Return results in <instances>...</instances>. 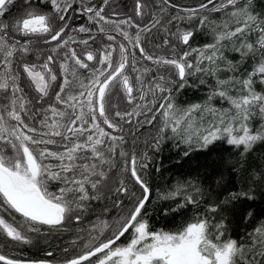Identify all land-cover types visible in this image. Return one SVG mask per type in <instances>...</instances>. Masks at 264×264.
<instances>
[{"label":"snow or ice","instance_id":"1","mask_svg":"<svg viewBox=\"0 0 264 264\" xmlns=\"http://www.w3.org/2000/svg\"><path fill=\"white\" fill-rule=\"evenodd\" d=\"M76 2L47 0L51 10L45 11L37 6V0H23L22 14L13 22L6 23L0 19V93L7 99L6 104L0 105V213H7L12 221H15L16 214L22 218L18 226L0 214V234L12 241L28 243V237L22 230L25 226L32 232H39L42 225L60 229L67 219L73 217L79 222L81 215L76 213H83L89 201L101 198L102 189L107 187L108 173L114 167L113 157L120 148L119 156L124 161V172L130 173L135 184L142 190V195L137 197L135 193L130 194L132 207L126 209V214L115 221V231L111 236L101 239L105 231L113 227L108 221L93 225L91 231L96 235L90 233L88 241L82 242L83 250L80 254L66 259L64 264H264V225L254 229L253 245L248 257H244L243 245H238L235 240L222 241V232L213 236L204 219L188 223L175 232L151 230L148 220L143 218L150 189L139 172V169H146L148 165L138 160L135 153L129 155L123 150L122 135H113L106 130L120 128L107 114L113 89L119 88L127 101L134 104L130 112L115 111L114 116L119 121L130 124L134 116L144 114V123L152 124L156 115L149 105H154L159 99L162 102L155 108V112L163 119L160 131L170 128L190 147L194 141L200 147H207L213 141L226 137L229 145L243 146L247 151L257 141L264 140V131L253 132L248 127L254 115L259 114L264 118V93L255 91L253 87V78L256 76L264 83V19L254 15L249 6L236 8L237 0H221L213 10L220 11L232 6L234 10L229 13L232 26L225 22L222 27L216 28L214 44L205 45L203 49L193 48L181 55L175 53L173 46L172 57H153L141 46V34L150 32L160 24L154 14L149 25L142 29L138 24L135 25L138 31L133 37L124 30L125 25H134L131 17L115 19L105 16L104 8L108 6L109 0H103L99 7L88 6L84 0H79L80 6L74 8ZM213 2L208 0V4H201L199 9H185L186 18L192 19ZM15 3L16 0H0V17H4ZM163 3L167 5L168 0H163ZM145 7L142 0H136L135 15L142 17ZM73 14L86 15L89 21L98 26L100 34H106V26H111L133 49H139L143 59L152 61L158 68H170L179 77L181 88L187 83L188 76L195 73L215 75L220 70L219 63L225 59L220 51L221 41L244 37L255 31L259 33L256 43L261 50V60L244 79H217L216 87L205 104L197 103L179 109L172 102L171 88L168 87L174 81L159 75L145 86L142 77L150 69L138 70L134 51H130L124 43L118 45V61L114 60L116 48L112 44H105L98 52L87 47L79 55L70 46L76 41L66 31ZM115 16L116 13H113ZM56 20L61 22L58 28L54 26ZM206 21L207 17H201V25ZM74 31L89 33L88 39L79 41L82 45L87 46L89 40L95 39L91 35L92 30L83 25ZM17 35L23 38V42L15 38ZM172 35L180 43L188 45L193 32L178 29ZM33 38L42 40L45 45H54L50 49L52 54H48L39 64L27 63L22 59L32 51ZM106 38L108 41L115 40L111 34H107ZM164 44H169L167 38ZM62 49L64 52L59 65V78L62 82L58 85L59 90L55 91V102L52 103L48 102L51 99L50 89L58 80V75L51 65L55 63L54 54ZM241 49L255 51L252 43L244 41L235 50ZM193 52L197 53L195 62L189 59ZM92 61L99 67L90 66L88 62ZM205 62L208 67L203 66ZM14 63L19 64L36 92V107H32L33 101L24 94L20 86V72L14 68ZM130 64L132 71L140 73L135 81L126 74ZM228 66L234 67L230 61ZM80 70H87L90 75L81 79ZM201 83L204 81L201 80ZM236 85L239 87L232 94L229 86ZM134 93L139 94L140 101H145L149 94L153 99L143 104L136 103ZM216 96L226 100L230 107L217 109L212 106L210 102ZM206 116L210 117L207 122ZM36 117H40L39 128L26 122ZM56 138L63 144L62 151L48 148V145L58 143ZM159 143L158 139L155 146L158 147ZM184 154L188 155V152ZM143 159H147L146 154ZM53 184L56 185L55 191L50 190ZM181 190L182 186L178 185L176 191L165 198L179 195ZM115 192L129 196V189L123 180L119 181ZM233 199H236L235 195ZM186 201L195 202L191 195L186 197ZM122 205L123 201L118 200L115 206L122 208ZM130 230L131 239L126 244H118L121 237ZM0 264L52 262L11 259L0 254Z\"/></svg>","mask_w":264,"mask_h":264},{"label":"trees","instance_id":"2","mask_svg":"<svg viewBox=\"0 0 264 264\" xmlns=\"http://www.w3.org/2000/svg\"><path fill=\"white\" fill-rule=\"evenodd\" d=\"M142 2L146 5L145 14L142 17L135 15L136 0H109L108 6L104 8V14L115 19L131 17L134 25L132 27L125 25L124 30L133 37L138 31L135 25L138 24L141 29L145 25H149L154 14L155 18L160 20V24L152 28L150 32L141 34V46L145 52L153 57H172L173 46H175L177 55L193 48L203 49L205 45L216 42V28L222 27L225 22H228L230 27L232 26L229 20V13L234 10L232 6L220 11L213 10L221 3V0H214L212 5H208L207 8L199 11L192 19L186 18L187 13L184 10L199 9L201 4L207 5L208 0H168L167 5L163 3V0H142ZM22 3L23 0H16L15 5L0 19L6 23L13 22L22 14ZM84 3L88 6L99 7L103 4V0H84ZM37 6L45 11L51 10L47 0H37ZM79 6L80 3L77 0L74 8ZM244 6H249L254 15L264 19V0H237L236 8ZM113 13H116L115 17H113ZM179 17H185V19ZM201 17H207L204 25L200 23ZM68 23L70 27L66 31L76 41L70 46L75 48L79 55H82V50L87 47L98 52L105 44H112L116 48L113 53L114 60L118 61V45L124 43L130 51L135 53L136 68L138 70L150 69L142 77L145 86L152 81L153 77L159 75L174 81L168 87L171 88L172 102L179 109L197 103L205 104L216 87L217 79H228L229 77L244 79L261 60V50L256 43L259 39V33L255 31L244 37H234L228 41H221L220 51L225 59L219 63L220 70L215 75L195 73L188 76L187 83L181 88L179 77L170 68H158L152 61L143 59L139 49H133L132 45L111 26H106V34H100L97 30L98 26L89 21L87 16L83 14H73ZM82 25L90 28L92 30L91 35L95 37L94 41L89 40L87 46L80 44L79 41L88 39L89 33L74 31ZM54 26L58 28L61 26V22L54 21ZM178 29L193 32L188 45L180 43L172 35ZM107 34L115 36V40L108 41ZM15 38L23 42L22 37L17 35ZM166 38L169 40L167 45L164 44ZM241 41L252 43L255 51L247 52L246 49L236 51L235 49L241 47ZM53 46L45 45L42 40L37 41L33 38L32 51L22 59L27 63H42L48 54H52L50 49ZM63 52L62 49L54 54L55 63L51 67L57 73L58 80L50 89L51 99L48 102H55V91L59 90L58 85L62 82L59 78V65L62 62ZM196 56L197 53L193 52L189 59L195 62ZM229 61L234 66L233 68H229ZM88 63L90 66L96 65L95 61ZM96 66L99 67V65ZM203 66L208 67L207 62ZM14 68L20 72V86L24 89V94L33 101L32 107H36V92L18 63H14ZM126 74L135 81L136 76L140 73L139 71H132L130 64ZM89 75L87 70H80L81 79ZM201 80L204 83H201ZM237 87L239 85L229 86V91L235 94ZM253 87L255 91L264 93V83L260 82L259 76L253 78ZM134 95L137 97L136 103L140 104L153 99L149 94L145 101H140L139 94L134 93ZM161 102L157 99L154 105H149L153 108V114L156 115L152 124L144 123V114L134 116L130 124L125 123L119 121L114 113L115 111L130 112L133 110L134 104H130L124 97L123 91L116 88L113 89L111 104L107 111L109 117L117 122L120 128L106 130L113 135H122L124 137L123 150L129 155L135 153L138 160L148 165L146 169H139L142 178L150 189L149 201L143 210V218L148 220L151 230L169 232L178 231L188 223L204 219L208 222L210 233L213 236L222 232V241L235 240L238 245H243L244 257H248L249 249L253 245L254 229L264 225V140L257 141L247 151L244 150L243 146L229 145L226 137L213 141L207 147H200L194 141L190 147L184 143L181 136L174 134L170 128L164 132L160 131L163 127V119L159 113L155 112V108L159 107ZM6 103L7 99L3 93H0V105ZM210 103L217 109L230 107L226 100H222L218 96L213 97ZM44 106L47 107V103ZM138 111L143 110L138 109ZM39 119L40 117H36L35 120L28 119L26 122L39 128ZM197 119H199V114H197ZM209 119L210 117H205L206 122ZM248 127L253 132L264 131V118L259 114L254 115L248 122ZM56 139L58 143L48 145V148L52 151H62L63 144L59 142V138ZM158 139L160 143L156 147L155 144ZM119 151L120 148L117 149L113 157L114 167L108 173L107 187L102 189L101 198L89 201L87 209L83 213H76L81 215L79 222L73 217L67 219L60 229H50L49 226L42 225L39 232H32L25 226L22 230L28 237V243L12 241L0 234V254L18 260L46 259L55 264L81 252L83 250L82 242L88 241L90 233L92 236L96 235L91 230L93 225L99 224L100 221L106 220L113 225L112 228L105 231L101 239L111 236L112 232L115 231V221L126 214V209L132 207L129 202L130 194L135 193L137 197L142 195V190L139 185L135 184L130 173L124 172V161L119 156ZM185 152H188V155H185ZM145 154L147 155L146 160L143 159ZM120 180H123L128 187L129 196L115 192ZM178 185L182 186L180 194L165 198L170 193L175 192ZM50 190L55 191L56 185H50ZM189 195L193 197L194 203L186 201V197ZM233 195L236 199H233ZM118 200L123 201L122 208L124 211L121 207L115 206ZM213 208L216 211H212ZM0 214L5 215L6 219L18 226L22 223V218L18 214H16L15 221H12V217L7 213ZM217 225H222V227L217 228ZM129 239H131V230L121 237L118 244H126ZM66 249L67 251H65ZM48 253H52V255L49 256Z\"/></svg>","mask_w":264,"mask_h":264},{"label":"water","instance_id":"3","mask_svg":"<svg viewBox=\"0 0 264 264\" xmlns=\"http://www.w3.org/2000/svg\"><path fill=\"white\" fill-rule=\"evenodd\" d=\"M78 254H80V252H78L76 255H78ZM76 255H74V256H76ZM73 257V256H72ZM72 257H68L67 259H70V258H72ZM24 260H26V261H39V259H34V260H29V259H24ZM46 260V259H45ZM55 264H64V261L63 262H58V263H55Z\"/></svg>","mask_w":264,"mask_h":264},{"label":"rangeland","instance_id":"4","mask_svg":"<svg viewBox=\"0 0 264 264\" xmlns=\"http://www.w3.org/2000/svg\"><path fill=\"white\" fill-rule=\"evenodd\" d=\"M129 240H130V239H129ZM129 240H128V241H129ZM128 241H127V242H128Z\"/></svg>","mask_w":264,"mask_h":264}]
</instances>
